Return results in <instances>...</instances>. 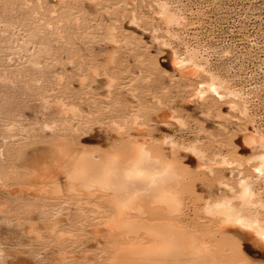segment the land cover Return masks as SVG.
Masks as SVG:
<instances>
[{
  "label": "rangeland",
  "instance_id": "374dc122",
  "mask_svg": "<svg viewBox=\"0 0 264 264\" xmlns=\"http://www.w3.org/2000/svg\"><path fill=\"white\" fill-rule=\"evenodd\" d=\"M174 56L215 74L223 99H200L207 74L182 72ZM254 133L264 136V0H0V264H67L85 254L97 264L107 260L110 251L88 250L89 225L104 219L91 213L94 201L82 217L78 198L28 190L35 187L30 165L57 142L123 151L129 140H167L154 144L168 156L176 143L173 156L189 165L194 192L186 196L189 224L207 226L205 237L264 264L259 241L220 232L221 218L203 212L207 201L232 198L248 179L252 208L264 218V168L255 171L256 151L242 140ZM194 144L212 173L196 170L186 151ZM222 158L232 164L221 165Z\"/></svg>",
  "mask_w": 264,
  "mask_h": 264
},
{
  "label": "bare ground",
  "instance_id": "6f19581e",
  "mask_svg": "<svg viewBox=\"0 0 264 264\" xmlns=\"http://www.w3.org/2000/svg\"><path fill=\"white\" fill-rule=\"evenodd\" d=\"M165 15L167 13H164L163 16ZM171 16L168 14V20L165 19L168 22L173 21L175 18ZM176 21L175 19L172 23H176ZM177 58L176 56L171 58V63L182 72L194 77L200 73L207 74L208 80L200 84V90L197 89L200 99H208L207 94H214L219 98L224 96L223 84L215 74H212L211 71L209 73V70H206L200 62L194 61L191 57L187 61ZM210 95L209 97H211ZM231 105L232 109H236L235 104ZM62 109L64 111V108ZM65 112L68 113L66 110ZM219 118L221 117L219 116ZM121 133L120 136L119 133L117 134L120 138ZM64 140L67 139L64 138ZM242 140L244 147L256 151V155L254 153L255 156L251 158V161L258 162L259 166L255 167V171L262 172L264 168V136L254 133L244 136ZM161 141L168 144L167 140ZM128 142L126 148L123 147L125 144L122 145L125 148L121 147L123 151L116 150L107 144L103 148L90 149L91 147H83V144L81 147L78 143L79 148H77L75 144L74 146L69 142H57L58 145L54 146V142V148L45 157L34 161L32 166L30 165V179L35 187L27 188L35 193L52 195L53 200L78 198V201H73L78 202L79 206L82 205V207H76L77 214L82 217L87 215L83 206L90 205L89 208H91L90 201H94V206H92L95 210L90 209L91 213L103 215L104 219L101 222L99 221L101 219L95 218L98 223L89 225L87 239L89 236L91 239L88 243L90 247L88 250L96 247L95 249L98 251L100 248L107 252L110 251L108 259L103 258L105 261H97L98 264H252L245 255L242 256L240 251L239 253L234 252L231 247H227L216 236L209 237L205 230L210 232V229H204L208 236L205 237L202 231L204 227L207 228L204 226L205 224H203L204 227L200 225L201 231L196 229V224V227L189 224L190 219L185 211L188 209L186 201L190 199L189 197L187 200L186 196L192 191L188 190V181L190 183L191 180L190 178L188 180L190 177L189 165L186 164V161L184 163L173 156L176 153L173 150L177 147L176 143L171 141V155L168 156L164 154L161 147L156 146L158 143L160 145V142L156 143L154 140L153 143L149 140H129ZM186 147V151L191 152L194 156L193 159L197 160V165L196 162L194 163L197 167L196 170L204 168L212 173L210 167L212 163L210 162L211 165L206 163L207 159L202 150L198 147L199 150L196 144ZM181 148L179 149L181 150ZM220 164L228 166L232 163H229L226 158H222ZM222 184L225 183L222 182ZM238 185L239 192L236 195L232 198L221 197L213 202L207 201L203 212L213 219L221 218L220 232L223 233L225 230L242 231L264 246V218L259 215L257 209H253L254 206H257L253 201L256 194L248 179H242ZM230 190V193L234 191ZM236 202L239 204L236 205ZM258 205L261 206L260 203ZM88 213L90 214V212ZM88 221L90 220L88 219ZM191 222L193 224L195 221L191 220ZM59 223L51 226V232L57 233ZM190 225L194 228L192 229ZM34 232L38 233L33 228L32 233L34 234ZM87 239L86 242H88ZM84 246L86 247V245ZM226 247L228 249H225ZM242 251L244 250L242 249ZM104 254L101 257H104ZM94 257L97 258L95 254ZM73 258L71 256L72 263L67 264H97L89 254ZM67 259L69 260L68 257ZM67 259L65 257L64 261Z\"/></svg>",
  "mask_w": 264,
  "mask_h": 264
}]
</instances>
